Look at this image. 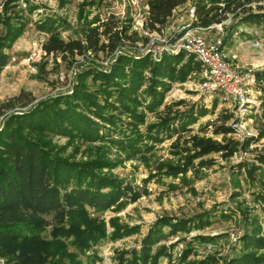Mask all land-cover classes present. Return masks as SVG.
<instances>
[{"label":"rangeland","instance_id":"rangeland-1","mask_svg":"<svg viewBox=\"0 0 264 264\" xmlns=\"http://www.w3.org/2000/svg\"><path fill=\"white\" fill-rule=\"evenodd\" d=\"M5 2L6 13L0 15V42L11 27L20 33L9 46L0 44V53L7 56L0 70V105L5 107L0 125L7 114H20L41 99L71 95L79 81L77 74L87 66L106 72L120 56L158 60L162 55L182 54L180 63L187 56L193 57L176 39L188 28L184 24L189 1L176 7L157 31L146 26L147 0ZM260 3L264 6V0ZM110 17L129 37H123L112 51L45 55L41 50L48 32L38 25L46 20L58 37L67 40L80 38L85 26L99 25ZM199 33L207 47L222 54L233 76L229 81L237 80L229 82L227 91L213 89V82L193 57L198 66L183 81L169 82L161 103L153 110L143 107L148 100L146 96L143 101L140 94L147 86L144 80L137 92L140 102L136 111L142 118L138 129L144 132L148 125L173 120L159 133L160 141L144 140L149 149L133 152L107 138L83 142L47 131L31 132L61 155L100 161L101 168L96 171L119 179L122 196L104 210L85 206V224L99 230V238L77 241L59 230L49 215L44 216L43 223L36 222L42 227L39 237L24 248L9 239L2 240L0 264L24 259L39 264L58 260L64 264L75 260L80 264H127L130 253H139L143 237L159 219L187 221L189 228L170 234L166 225L160 226L165 237L148 251L150 255L159 253L156 264H179L184 250L185 264L207 258H212L209 264H226L242 252L241 237L252 226L264 241V34L260 26H246L233 14ZM143 74L148 77L149 70L146 68ZM84 82L90 90V77ZM20 90L29 92L33 99L24 105H11L10 98ZM200 111L205 113L200 115ZM189 113L195 115L194 121L180 124L181 117ZM119 118L121 126L129 120L126 115ZM115 137L117 134L111 139ZM178 167L186 169L184 175L190 184H180L179 173L167 174V170ZM168 183L177 187L171 189ZM204 221L207 224L200 227ZM124 227L133 230L115 237L114 230ZM255 253L264 255V247ZM61 254L68 256L61 258Z\"/></svg>","mask_w":264,"mask_h":264},{"label":"trees","instance_id":"trees-1","mask_svg":"<svg viewBox=\"0 0 264 264\" xmlns=\"http://www.w3.org/2000/svg\"><path fill=\"white\" fill-rule=\"evenodd\" d=\"M187 1L193 6L188 28L205 29L209 25L221 23L228 14H233L246 26H260L264 34V6L260 3L262 0H147V28L159 30L172 11ZM6 8L7 2L3 3V13H6ZM48 21L50 20L38 25L48 32V36L40 45L45 55L112 51L123 37L129 38L124 27L117 26L111 17L101 21L99 25L88 24L81 31L80 38L68 37L67 40L58 37L56 29H51ZM54 27L56 28L55 25ZM19 33L20 30L17 31L15 27L8 29L1 36V46H9ZM179 34L180 32L175 36ZM193 57L187 56L186 60L180 63L182 54L162 55L158 60H152L149 56L136 59L120 56L106 72L87 66L77 74L79 81L71 95L44 98L20 114L9 113L4 116L0 125V243L4 239H9L24 248L28 242L39 237L42 230L39 224L43 223V217L48 215L56 222L59 230L77 241L87 239L89 242L90 238H99L100 231L85 224L83 219L85 206L98 210L107 209L111 202L122 196L119 191L121 181L96 171L101 168L100 161L74 160L61 155L52 145L48 146L45 141L35 138L31 132L47 131L83 142L107 138L121 148L133 152L149 149L150 145L144 140L160 141L159 133L173 120L171 118L161 120L146 126L144 132H141L138 129V124L142 123L141 113L136 111V106L140 102L137 92L144 84V80L147 81V86L140 93L143 101L148 96L143 107L146 110L155 109L169 88V82L183 81L187 74L198 66ZM6 60L7 56L0 53V70L6 64ZM146 68L149 70L148 77L143 74ZM86 77H90L91 80L90 90L84 82ZM96 82L98 85H95ZM32 99L29 92L20 90L10 98V101L11 105L17 103L24 105ZM3 108L5 107L0 105V115ZM113 111L116 115L112 113ZM204 113L199 112L200 115ZM120 115H126L129 119L124 122V126L117 122ZM194 116L193 113H189L187 117H181L180 124L185 126V122L192 123ZM115 134L118 138L111 139ZM157 169H161V166ZM185 171V168L178 167L171 171L167 170V174L176 176L179 173L178 180L183 182L180 184L186 185L190 184V181L185 177ZM168 186L171 189L177 187L174 183H168ZM36 222L39 224L36 225ZM205 224L207 221L201 223L200 227ZM163 225L168 227L170 234L181 228L185 231L189 228L187 221L157 220L143 237L139 253L131 252L127 264H156L159 253L150 255L148 251L152 244L165 237L160 230V226ZM251 228L253 229V226ZM252 229L241 237L242 252L231 257L226 264H264V255L255 253L256 249L264 247V241L257 237L256 231ZM132 230L124 227L122 230L115 229L113 234L118 237ZM186 252L185 250L182 252L180 260H184ZM67 256L61 254V258ZM182 261L179 264H185ZM211 262L212 258H207L191 264ZM16 264L39 262L24 259L16 261ZM52 264L64 263L58 260ZM70 264L80 263L75 260Z\"/></svg>","mask_w":264,"mask_h":264},{"label":"built area","instance_id":"built-area-1","mask_svg":"<svg viewBox=\"0 0 264 264\" xmlns=\"http://www.w3.org/2000/svg\"><path fill=\"white\" fill-rule=\"evenodd\" d=\"M3 14V0H0V15ZM193 15V6L190 3L188 5V13L185 27L189 25V19ZM213 24L209 25L207 28H186L182 34H180L176 39L181 40L182 48L192 53L194 58L199 62L201 67L204 69V74L208 76L213 82V89H224L229 90V81L232 78V74L227 69V66L223 62V56L219 51H215L212 47H207L205 44V38L200 35L199 30H209L213 27L219 25ZM208 88V87H207Z\"/></svg>","mask_w":264,"mask_h":264}]
</instances>
